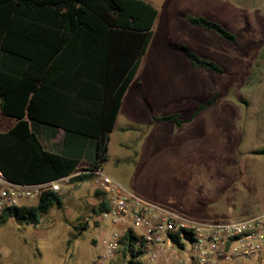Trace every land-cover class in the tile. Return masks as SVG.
I'll list each match as a JSON object with an SVG mask.
<instances>
[{
	"label": "rangeland",
	"instance_id": "1",
	"mask_svg": "<svg viewBox=\"0 0 264 264\" xmlns=\"http://www.w3.org/2000/svg\"><path fill=\"white\" fill-rule=\"evenodd\" d=\"M148 2L156 9L151 40L108 135L100 171L195 219L263 212L264 153L255 150L264 148V0ZM199 14L220 22L236 41L187 21L188 15ZM179 42L214 60L222 71L191 65L175 47ZM212 92L216 99L178 126L152 120V115L174 111L187 114ZM89 141L78 167L88 166L86 159L93 157ZM59 195L61 205L41 213L35 224L11 216L0 223V264L97 263L95 242L108 228L100 210L93 211L100 192L87 178L71 180ZM77 195H83L80 203L71 198ZM64 210L71 214L65 216ZM135 249L143 260L142 246ZM116 253L120 260L115 264H127L126 249L119 245ZM240 260L255 264L252 258Z\"/></svg>",
	"mask_w": 264,
	"mask_h": 264
},
{
	"label": "trees",
	"instance_id": "2",
	"mask_svg": "<svg viewBox=\"0 0 264 264\" xmlns=\"http://www.w3.org/2000/svg\"><path fill=\"white\" fill-rule=\"evenodd\" d=\"M155 14L145 0H0V113L12 118L0 130V170L7 179L29 183L77 170L80 155L45 149L33 124L59 126L66 136L91 138L93 157L84 168L101 166L120 97L144 52ZM187 19L236 41L217 20L203 15ZM181 48L193 66L222 71L211 58L186 45ZM215 99L212 92L187 114L174 111L152 115V120L178 126ZM255 152L264 153V148ZM88 176L90 172L76 173L70 181ZM98 191L101 197L93 211L107 207L105 195ZM53 205H61L59 192L45 190L34 204L2 209L0 223L11 216L35 224ZM134 238L128 229L118 242L128 253L127 264H142Z\"/></svg>",
	"mask_w": 264,
	"mask_h": 264
},
{
	"label": "built area",
	"instance_id": "3",
	"mask_svg": "<svg viewBox=\"0 0 264 264\" xmlns=\"http://www.w3.org/2000/svg\"><path fill=\"white\" fill-rule=\"evenodd\" d=\"M90 172L94 186L106 197L100 218L108 223L96 243V264H112L120 235L130 230L133 248H143L142 264H243L252 258L264 264V211L229 220L195 219L121 186L99 168H81L56 178L21 183L0 170V212L45 190L59 192L71 175Z\"/></svg>",
	"mask_w": 264,
	"mask_h": 264
},
{
	"label": "crops",
	"instance_id": "4",
	"mask_svg": "<svg viewBox=\"0 0 264 264\" xmlns=\"http://www.w3.org/2000/svg\"><path fill=\"white\" fill-rule=\"evenodd\" d=\"M148 2V0H145ZM201 15V14H199ZM204 16V15H203ZM207 17V16H205ZM209 18V17H208ZM155 19H156V14H155V17L153 19V22H152V25H151V28L155 22ZM188 21V19H187ZM189 22V21H188ZM190 23V22H189ZM192 24V23H190ZM193 25H196V24H193ZM200 26V25H198ZM202 27L204 30H209L203 26H200ZM150 28V29H151ZM208 32L207 31H200V35L202 37H205L207 38L208 37ZM204 38V39H205ZM151 40V32H150V36H149V39L147 41V44L145 46V49H144V52L142 53V55L140 56V59H139V62H138V65L136 67V70L131 78V80L127 83L125 89L123 90V93L120 97V100H119V104H118V107H117V110L115 112V115H114V119H113V124H112V127H111V130L108 132V135L109 133L114 129L116 128V122L118 121L119 119V115L121 113V110L124 106V99H125V95H126V92L129 88V85L133 82L134 80V77L136 76V71L137 69L139 68V64L145 54V51L147 50V45L149 43V41ZM204 44L205 45H208V41H204ZM181 45H186L188 46L187 44L183 43V42H179L178 44L175 45V47L177 49L180 50L181 54L184 56L183 52H182V48H181ZM189 47V46H188ZM190 49H192L191 47H189ZM193 50V49H192ZM195 51V50H194ZM197 52V51H196ZM198 53V52H197ZM200 54V53H198ZM201 55V54H200ZM202 56V55H201ZM185 57V56H184ZM203 57H206V56H203ZM186 58V57H185ZM209 58V57H208ZM187 59V58H186ZM188 60V59H187ZM190 63V62H189ZM191 64V63H190ZM192 65V64H191ZM201 67V66H200ZM144 98V97H143ZM161 115V114H160ZM68 117V114L65 113L63 114V119L67 118ZM169 122V121H168ZM12 123V118L9 117V116H6L2 113H0V130H5L10 124ZM122 127H127V126H121L119 127V129H122ZM33 129L36 131L37 133V136L42 144V146L47 149V150H50V151H53V152H66L67 154H70V155H80V159L78 161V164H77V170H80L81 168L83 167H78V165L81 164V160L84 158V153H85V147L87 145V140L89 139V144L93 147V151H94V143H93V140L91 138H85L81 135H67L65 134L64 130L59 127V126H52V125H48V124H33ZM43 140H42V138ZM65 138V139H64ZM45 141V142H44ZM65 142V144H64ZM108 143V141H107ZM87 163L88 162V158L86 159ZM80 173V172H79ZM93 177V176H92ZM87 178L90 179V184L92 187L96 188L93 184H94V181L91 180L90 176H88ZM85 178V179H87ZM84 180V179H83ZM78 183H80V181L82 180H74ZM93 182V183H92ZM68 183H70V179L68 181ZM67 186V185H66ZM99 190V189H98ZM71 198H74V201H77V202H81L82 198H83V195H77V196H73ZM79 202V203H80ZM61 203H62V198H61ZM68 211V212H67ZM71 214V211L69 210H64V215L65 216H69ZM74 237V236H73ZM72 239V238H71ZM70 240L69 238L67 239V244H69V242L71 241H68ZM94 240V239H93ZM95 241V240H94ZM93 243V242H92ZM67 248V246H66ZM120 260V258L118 257V253L115 254L114 258L112 259V262L115 264L116 262H118ZM112 263V264H113Z\"/></svg>",
	"mask_w": 264,
	"mask_h": 264
}]
</instances>
